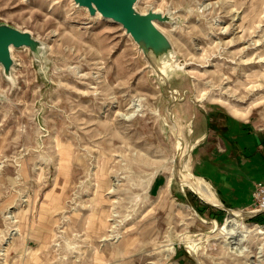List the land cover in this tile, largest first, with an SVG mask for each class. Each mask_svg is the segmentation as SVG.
<instances>
[{"label":"rangeland","instance_id":"rangeland-1","mask_svg":"<svg viewBox=\"0 0 264 264\" xmlns=\"http://www.w3.org/2000/svg\"><path fill=\"white\" fill-rule=\"evenodd\" d=\"M135 6L168 48L75 0H0V25L39 41L0 62V264H264L245 227L264 211L221 185L264 181V0Z\"/></svg>","mask_w":264,"mask_h":264},{"label":"water","instance_id":"water-1","mask_svg":"<svg viewBox=\"0 0 264 264\" xmlns=\"http://www.w3.org/2000/svg\"><path fill=\"white\" fill-rule=\"evenodd\" d=\"M80 6L89 8L91 14L101 13L123 24L129 33L146 49L161 52L170 46V42L158 28L156 21H163L165 17L155 11L140 13L136 9L137 0H75ZM30 46L39 48V41L31 33L11 27L0 25V62L7 72L13 64L11 49L13 46Z\"/></svg>","mask_w":264,"mask_h":264},{"label":"bare ground","instance_id":"bare-ground-1","mask_svg":"<svg viewBox=\"0 0 264 264\" xmlns=\"http://www.w3.org/2000/svg\"><path fill=\"white\" fill-rule=\"evenodd\" d=\"M186 173L188 178L182 180L183 185L191 187L197 194H199L205 201L217 205H222L221 200L218 198L216 192L214 191L212 185L203 177L195 175L189 167H186ZM214 206V205H213ZM247 213V212H246ZM249 213V212H248ZM239 216H245V211H239L237 209H230V215L226 220L227 225L232 221H235ZM247 232H252L255 234H264V229L260 226H255V229H249V225L245 226ZM236 233L232 232L230 237L235 236ZM237 236V235H236Z\"/></svg>","mask_w":264,"mask_h":264},{"label":"crops","instance_id":"crops-1","mask_svg":"<svg viewBox=\"0 0 264 264\" xmlns=\"http://www.w3.org/2000/svg\"><path fill=\"white\" fill-rule=\"evenodd\" d=\"M201 134H203V133H201ZM200 139H203L205 136H198ZM254 137V136H253ZM236 165H239V163L237 162V163H235ZM253 171V170H252ZM250 172L249 173V178L248 177H246V176H242L240 179H242L241 180V182H239V185L238 186H236V187H231L230 185H233L232 184V180H233V176H230V174H232V173H234V174H239V171H231V170H227L226 168H224L223 169V171H222V174L224 175V178H223V182H222V186H223V194H225L224 196L225 197H227V198H229L228 197V194H231V193H240L241 195H236V196H234L235 197V201H232L230 198H229V202H232V203H236V202H239V200L242 198V194H245L246 195V193H249V190H251V194L253 195V193H254V190H255V188H256V186H257V184L259 183V181H257L256 183H255V185L253 184V182L254 181H252V178H254L253 177V175L256 173V172ZM228 174V175H227ZM241 175V174H240ZM251 176V177H250ZM237 177H239V175L237 176ZM230 180V181H229ZM260 182H264V181H260ZM240 196V197H239ZM236 199H238V200H236Z\"/></svg>","mask_w":264,"mask_h":264},{"label":"built area","instance_id":"built-area-1","mask_svg":"<svg viewBox=\"0 0 264 264\" xmlns=\"http://www.w3.org/2000/svg\"><path fill=\"white\" fill-rule=\"evenodd\" d=\"M254 200H255V207L254 209L256 212H263L264 211V182H259L257 184L256 190L253 193Z\"/></svg>","mask_w":264,"mask_h":264}]
</instances>
